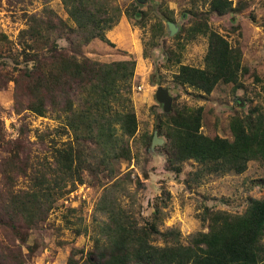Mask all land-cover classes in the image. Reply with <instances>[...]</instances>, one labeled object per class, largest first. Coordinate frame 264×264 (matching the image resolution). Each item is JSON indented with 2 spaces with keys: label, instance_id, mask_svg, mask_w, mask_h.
<instances>
[{
  "label": "trees",
  "instance_id": "16d2710c",
  "mask_svg": "<svg viewBox=\"0 0 264 264\" xmlns=\"http://www.w3.org/2000/svg\"><path fill=\"white\" fill-rule=\"evenodd\" d=\"M49 1L44 0L42 12L26 16V26L15 40L0 32V91L13 82L16 113L52 112L62 123V134L68 136L53 146L51 158L37 166L26 147V126L17 138L6 140L0 125V148L8 153L0 159V233L11 241V246H0V264H25L20 248L29 232L47 219L60 198L83 183L84 172L106 179L97 208L104 218L96 225L99 236L92 249L84 255L83 249L72 248L66 264H264V197L249 198L241 213L204 208L201 221L206 230L189 234L185 242L179 229H162L164 205L154 204L150 218L140 223L133 206L122 204L121 197L129 193L133 181L130 171L120 175L116 165L134 157L131 143L138 120L131 82L136 61L129 57L100 62L81 49L94 38L110 43L105 31L122 13L133 24L144 26L147 11L135 3L123 11L109 0H61L68 16L63 19L47 5ZM189 2L193 20L184 37H207L204 67L180 64L173 80L201 95L210 94L220 82L240 87L239 77L247 72L241 49L211 29L205 16L236 13L243 6L233 0ZM168 20L174 19L167 16ZM155 32H164L162 24ZM69 34L79 37L70 51L58 43L66 37L73 45ZM175 61L179 62L178 56ZM203 111L202 106L172 108L157 116L154 130L165 139L167 170L178 174L187 160L218 174L242 173L255 159L264 165L261 106L231 117V139L204 134ZM43 137L39 135L41 141ZM151 137L147 136V147ZM19 177L29 178L27 187L17 188ZM26 247L29 253L35 250Z\"/></svg>",
  "mask_w": 264,
  "mask_h": 264
},
{
  "label": "rangeland",
  "instance_id": "374dc122",
  "mask_svg": "<svg viewBox=\"0 0 264 264\" xmlns=\"http://www.w3.org/2000/svg\"><path fill=\"white\" fill-rule=\"evenodd\" d=\"M109 1L111 6H118L123 11L134 3L147 11L144 26L133 24L122 13L117 23L105 31L110 43L94 38L81 49L86 56L100 62L129 57L136 61L131 82V98L138 120V129L131 143L134 157L130 162L116 165L120 175L130 171L133 183L129 193L121 197V202L133 206L140 223L150 218L154 204L164 205L162 229H179L185 242L189 234L206 230L201 221L204 208L241 213L249 198L264 197V165L255 159L247 163L242 173L218 174L204 171L194 160H187L180 173L167 170L162 149L165 139L154 130L157 116L163 112L154 92L158 86L168 88L172 96L171 110L202 106L201 131L231 139L229 121L234 114L242 115L254 106H261L264 110V0H233L234 4L239 2L243 6L241 11L205 16L211 29L223 35L232 46L240 47L242 65L247 68V72L239 77L240 87L220 82L208 95H201L193 87L173 80L180 64L204 67L207 37L198 35L191 40L184 37V29L193 20L189 0H147L144 4L136 0ZM43 2L0 0V32L15 40L19 30L26 26V16L42 12ZM47 5L67 19L61 0H50ZM167 16H172L173 22L179 26L174 36H169L166 31ZM161 24L164 32L156 33L155 28ZM69 38L73 45L66 37L60 38L58 43L70 51L79 43V37L69 34ZM175 56L179 57V62L175 61ZM170 57H174L172 62L168 61ZM12 97L13 82H9L0 91L2 133L6 140L15 139L25 125L28 154L39 166L45 158H51L53 146L66 140L68 135L62 134V123L52 112L45 116L28 110L16 113ZM155 131L163 142L151 150ZM40 134H44L42 141ZM150 134L152 137L147 147ZM7 155L5 149L0 148V159ZM105 180L102 174L94 176L84 172L83 183L60 198L47 219L29 232L26 244L20 248L25 264H66L72 248L83 249L84 255L92 249L94 238L99 236L96 225L104 218L97 208L103 191L101 183ZM1 182L0 176V188ZM28 184L27 177L17 179V188H25ZM10 242L9 237L1 232L0 246H11ZM27 245L34 246L35 250L29 253Z\"/></svg>",
  "mask_w": 264,
  "mask_h": 264
},
{
  "label": "water",
  "instance_id": "95a60500",
  "mask_svg": "<svg viewBox=\"0 0 264 264\" xmlns=\"http://www.w3.org/2000/svg\"><path fill=\"white\" fill-rule=\"evenodd\" d=\"M147 0H136L139 4L146 3ZM179 30V26L171 21L168 20L166 22V31L169 36H174ZM155 100L158 104L162 105L163 112H169L171 110V102L172 96L168 90V88L163 86H158L154 92ZM163 142L162 138L157 136V132L155 131L153 134L152 142H151V150L153 149L154 145L161 144Z\"/></svg>",
  "mask_w": 264,
  "mask_h": 264
},
{
  "label": "built area",
  "instance_id": "2783aa9c",
  "mask_svg": "<svg viewBox=\"0 0 264 264\" xmlns=\"http://www.w3.org/2000/svg\"><path fill=\"white\" fill-rule=\"evenodd\" d=\"M136 89L140 90L141 89V86H136Z\"/></svg>",
  "mask_w": 264,
  "mask_h": 264
}]
</instances>
